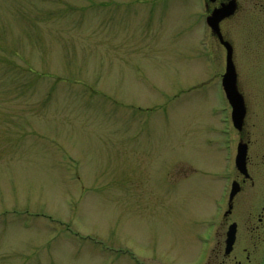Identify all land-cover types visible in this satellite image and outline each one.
<instances>
[{
	"label": "rangeland",
	"instance_id": "obj_1",
	"mask_svg": "<svg viewBox=\"0 0 264 264\" xmlns=\"http://www.w3.org/2000/svg\"><path fill=\"white\" fill-rule=\"evenodd\" d=\"M244 32L251 126L264 30ZM203 35L198 0H0V264H193L231 131Z\"/></svg>",
	"mask_w": 264,
	"mask_h": 264
},
{
	"label": "flooded vegetation",
	"instance_id": "obj_2",
	"mask_svg": "<svg viewBox=\"0 0 264 264\" xmlns=\"http://www.w3.org/2000/svg\"><path fill=\"white\" fill-rule=\"evenodd\" d=\"M198 1L204 30L202 40H207L214 47L215 57H217L216 47L227 53V48L223 43L227 42L232 48L234 59L237 50L236 41L239 37L244 40L245 29L264 30V0ZM229 5L234 7L230 14L221 18L215 25L211 22L210 25L208 24V18L215 20L216 13ZM253 35L259 36L260 33L255 34L254 32ZM224 73L219 77L220 92ZM237 86L243 96L246 113L242 128L240 130L233 128L231 138L226 139L225 158L228 159L229 155H232L234 159L238 147L244 145L246 147V171L242 172L234 165V168L224 174L226 177L222 191L224 201L220 204L215 202L216 212L220 215L219 219L217 222L203 223L205 224L204 228L202 225L203 230L199 228L193 234L195 243L199 245L196 253L189 254V259H194L193 264H264V131H262L264 118L256 117L257 122L250 126L248 121L251 115V102L254 104L255 100L243 91L239 83V75H237ZM252 115L257 114L254 112ZM233 184L237 191L230 197ZM246 186L252 191L249 192L244 212L248 210L249 204L251 208L255 206L259 210L257 222L249 233H243L241 229L240 220L243 210L236 206L237 199L248 190ZM250 200H252L251 203ZM232 230H234V240L230 244L228 243L229 233H232Z\"/></svg>",
	"mask_w": 264,
	"mask_h": 264
},
{
	"label": "water",
	"instance_id": "obj_3",
	"mask_svg": "<svg viewBox=\"0 0 264 264\" xmlns=\"http://www.w3.org/2000/svg\"><path fill=\"white\" fill-rule=\"evenodd\" d=\"M234 10V7L232 5H229L222 10H219L216 13V18L213 20L212 18V24H217L221 18L227 16ZM225 46L227 47V66H226V73L224 75V89L227 95V98L230 102V105L232 106V120L234 122V126L238 129H241L246 113L244 100L242 95L239 93L237 88V75H236V69L233 62V56H232V48L227 42H223ZM245 160H246V147L244 145H240L238 149V155L236 159V164L240 171L245 172ZM237 189H233L232 196L236 193ZM234 240V230H232V233H229V241L228 243H232Z\"/></svg>",
	"mask_w": 264,
	"mask_h": 264
}]
</instances>
